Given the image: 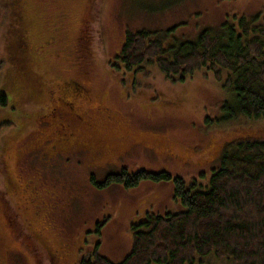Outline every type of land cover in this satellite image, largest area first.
<instances>
[{
	"label": "rangeland",
	"instance_id": "obj_1",
	"mask_svg": "<svg viewBox=\"0 0 264 264\" xmlns=\"http://www.w3.org/2000/svg\"><path fill=\"white\" fill-rule=\"evenodd\" d=\"M244 15L264 27V0H0V89L7 93L0 123H10L0 134V264H51L45 249L33 251L35 239L26 242L33 231L51 248L66 244L65 264H77L97 242L118 264L133 248V224L185 207L173 182L100 189L92 177L166 171L189 184L221 165L227 145L264 140V120L224 125L233 95L206 68L172 81L157 65L133 72L115 61L127 30L145 28L176 46ZM73 80L91 88L82 115L96 131L83 133L91 142L108 139L121 154L103 169L93 168L102 166L96 159L52 149L64 115L50 111ZM203 262L196 264H229L212 256Z\"/></svg>",
	"mask_w": 264,
	"mask_h": 264
},
{
	"label": "trees",
	"instance_id": "obj_2",
	"mask_svg": "<svg viewBox=\"0 0 264 264\" xmlns=\"http://www.w3.org/2000/svg\"><path fill=\"white\" fill-rule=\"evenodd\" d=\"M257 20L235 17L220 33L205 29L176 46H166L145 28L127 30L115 61L133 72L157 65L172 81H183L206 68L233 95V101L224 104V125L241 118L264 120V27ZM6 102L7 93L0 89V105ZM9 124L0 123V134ZM223 150L221 165L210 176L203 173V178L189 184L166 171L123 169L103 182L92 177L93 186L100 189L116 183L134 188L144 180L173 182L174 196L185 207L173 213L151 212L146 220L133 224V248L118 264H196L209 256L229 264H264V140H238ZM16 219L11 214L9 220L15 223ZM27 236L26 242L33 243L36 236L31 232ZM38 239L33 251L38 246L44 249ZM96 244L77 264H116L101 254L100 242Z\"/></svg>",
	"mask_w": 264,
	"mask_h": 264
},
{
	"label": "flooded vegetation",
	"instance_id": "obj_3",
	"mask_svg": "<svg viewBox=\"0 0 264 264\" xmlns=\"http://www.w3.org/2000/svg\"><path fill=\"white\" fill-rule=\"evenodd\" d=\"M63 89L65 93L62 94V98L58 97V100H64V103H59L58 106L52 108L50 111L51 116L54 115L55 112L57 113V111L64 115V119L60 118L63 121L62 129H60L63 133L58 131V144H51L52 149H56L57 151L58 148L72 150L71 154H79L85 157L87 156V158H89L92 162L96 159L102 163V166L95 163V167H93L95 169H103L107 165L115 163L116 160L112 161L113 158H115V156L119 158L121 157V154H116L117 151L108 143V139H99L98 142H91V140L86 137L85 133H83V129L96 131L94 123L82 115L84 112L82 109V103L84 100H86L85 102L90 101L91 88L89 87V84L85 85L84 83H77L74 80L72 82L67 81L63 86ZM64 121H66V125ZM64 131H66V133ZM108 152L110 154H108ZM45 153L46 152L44 150L43 157ZM58 156L62 155L58 154ZM58 156L56 155V158ZM70 158L68 156L66 161L70 160ZM35 204L38 207L41 206L40 204ZM41 228L43 229V227ZM31 233H33V235L37 238L34 231ZM43 247L48 255V258L51 260V264L66 263V259L68 257V247L66 244L63 243L60 247L56 246V248L55 246L51 248L47 245H43Z\"/></svg>",
	"mask_w": 264,
	"mask_h": 264
}]
</instances>
